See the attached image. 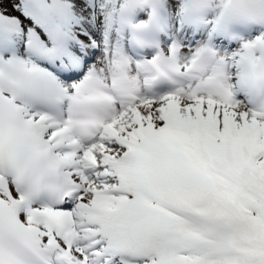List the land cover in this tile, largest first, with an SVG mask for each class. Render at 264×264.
<instances>
[{
  "label": "snow or ice",
  "instance_id": "1",
  "mask_svg": "<svg viewBox=\"0 0 264 264\" xmlns=\"http://www.w3.org/2000/svg\"><path fill=\"white\" fill-rule=\"evenodd\" d=\"M0 264H264V0H0Z\"/></svg>",
  "mask_w": 264,
  "mask_h": 264
}]
</instances>
